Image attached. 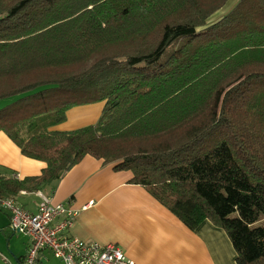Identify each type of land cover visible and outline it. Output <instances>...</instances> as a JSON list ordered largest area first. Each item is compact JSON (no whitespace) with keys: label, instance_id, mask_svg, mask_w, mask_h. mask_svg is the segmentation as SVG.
<instances>
[{"label":"trees","instance_id":"trees-1","mask_svg":"<svg viewBox=\"0 0 264 264\" xmlns=\"http://www.w3.org/2000/svg\"><path fill=\"white\" fill-rule=\"evenodd\" d=\"M228 1L0 0V131L46 163L0 175V197L92 155L191 230L223 228L238 264H264V0L209 23ZM96 102V124L50 130Z\"/></svg>","mask_w":264,"mask_h":264},{"label":"crops","instance_id":"crops-1","mask_svg":"<svg viewBox=\"0 0 264 264\" xmlns=\"http://www.w3.org/2000/svg\"><path fill=\"white\" fill-rule=\"evenodd\" d=\"M239 1L229 0L209 23L224 17ZM104 106L105 102L75 106L67 111L65 121L50 130L69 132L96 124ZM45 167L44 161L24 155L18 144L0 131L1 176L23 179L41 174ZM132 178V171H117L113 163L86 155L61 179L38 191L78 211L71 235L88 241L115 242L140 264H238L237 251L223 228L206 219L191 230L145 187L132 183ZM38 191H22L14 199L35 213L41 201ZM9 231L18 234L10 227L9 212L0 209V254L5 244L12 247ZM30 244L28 238L23 252L15 254L19 264H24ZM48 253H40L38 264ZM8 262L14 264L10 258ZM0 264H8L1 255Z\"/></svg>","mask_w":264,"mask_h":264},{"label":"built area","instance_id":"built-area-1","mask_svg":"<svg viewBox=\"0 0 264 264\" xmlns=\"http://www.w3.org/2000/svg\"><path fill=\"white\" fill-rule=\"evenodd\" d=\"M37 212L26 210L13 197H0V209L9 212L11 229L31 240L24 264H38L47 250L63 264H140L115 242L88 241L70 234L78 211L55 203L51 195L38 191Z\"/></svg>","mask_w":264,"mask_h":264},{"label":"rangeland","instance_id":"rangeland-1","mask_svg":"<svg viewBox=\"0 0 264 264\" xmlns=\"http://www.w3.org/2000/svg\"><path fill=\"white\" fill-rule=\"evenodd\" d=\"M10 102L9 99L0 100V108L4 105L8 104ZM259 225L264 226V215H261L260 221L258 223ZM10 232V231H9ZM27 236L24 234H12V231L10 232V240L12 247H8L7 244H5V250H3V253L0 255L2 256L3 260L9 263V258L14 262V264H19L16 260L15 254L19 256L23 252V245L27 241ZM10 246V245H9ZM1 252V251H0ZM40 264H63L60 259L56 258L51 253H48V257L43 259V262Z\"/></svg>","mask_w":264,"mask_h":264}]
</instances>
